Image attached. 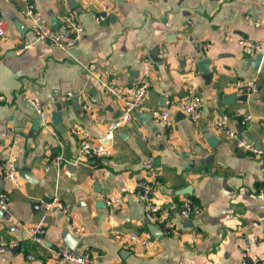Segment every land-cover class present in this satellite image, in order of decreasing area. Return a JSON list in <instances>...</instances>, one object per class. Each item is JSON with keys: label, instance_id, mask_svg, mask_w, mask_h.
Segmentation results:
<instances>
[{"label": "crops", "instance_id": "1", "mask_svg": "<svg viewBox=\"0 0 264 264\" xmlns=\"http://www.w3.org/2000/svg\"><path fill=\"white\" fill-rule=\"evenodd\" d=\"M100 1L32 0L52 27L61 29L66 13L82 24L79 40L60 48L33 42L19 0H0L6 27L0 37V161L15 157L18 177L16 184L0 178L10 196L8 209L0 208V242L15 243L0 252V264H61L62 248L91 251L95 264H243L264 256V58L256 65L255 54H245L237 42L264 36V0H111L108 20L98 24ZM25 41L31 43L22 48ZM191 55L198 58L193 71ZM145 58L151 83L142 110L114 131L109 156L74 162V131L96 144L106 122L120 114V103L103 93L100 81L131 93L145 76ZM238 79H253L257 90L228 87ZM189 83L202 98V111L196 120L174 112L168 130L149 110L163 108L167 98L188 97ZM89 96L95 101L84 109ZM31 100L47 109L48 125L34 123ZM56 100L60 129L51 119ZM237 109L250 115L246 123ZM223 113L261 154L234 149L213 127ZM154 173L157 226L163 231L172 222L170 233L150 230L134 193L126 192L120 206L104 201L120 185L133 190ZM185 196L200 206L190 218L178 211ZM53 198L82 232L75 233L59 209L45 211L39 199ZM39 220L42 243L28 235Z\"/></svg>", "mask_w": 264, "mask_h": 264}, {"label": "built area", "instance_id": "2", "mask_svg": "<svg viewBox=\"0 0 264 264\" xmlns=\"http://www.w3.org/2000/svg\"><path fill=\"white\" fill-rule=\"evenodd\" d=\"M21 8L19 9L20 15L26 20L27 27L33 35V42L49 43L60 48H67L74 45L82 34L84 28L79 22L77 17L72 13H66L62 16L63 26L61 29L48 25L43 19L39 11L34 7L32 0H19ZM111 0H101L98 4L97 11L94 15L95 22L98 24L104 23L108 20L112 9ZM6 34V27L4 22L0 19V37ZM240 49L247 55L261 53V59L264 58V36L254 41H247L243 38H238ZM31 42L25 41L22 48H26ZM144 78L135 86L134 90L127 94L120 86L106 81H100L98 87L103 90V93L113 97L120 103V114L114 119L106 122V129L102 141L94 144L90 138L83 132L74 131L78 135V154L74 158L75 161H82L87 157H102L109 156L112 152V140L114 131L120 126L132 122L136 118L138 111L142 110L148 88L151 83L149 77L150 62L147 58L144 59ZM188 67L191 71L197 69L198 58L191 55L188 59ZM228 87L235 91L253 93L257 90L256 82L253 79H238L228 82ZM188 97L180 99L167 98L163 108H151L149 110L151 116L160 120L165 127L170 130L174 125L173 113L182 112L187 115L191 120H196L200 115L203 107V101L200 95L197 94L193 84L189 83L186 87ZM72 93L68 92L67 96ZM94 98L89 96L83 103V108L88 109V103L94 102ZM35 106L37 115L40 118L42 126L50 123V117L47 109L38 101L31 100ZM237 113L242 115V122L246 123L250 119V115L244 114L237 109ZM213 127L223 132L232 147L241 152H246L254 155L262 153V149L255 146L247 140V138L239 133V131L229 123L228 115L223 113L217 115L212 120ZM264 124V121H263ZM138 129V128H137ZM143 139L147 140L145 135ZM13 146H17V142L13 141ZM15 157L7 158L0 161V178L9 180L16 184L17 182V168L15 167ZM58 162V160H57ZM159 183V175L154 173L151 177L141 180L137 186L130 190L124 185H120L116 192L106 195L104 198L105 204L108 207L120 206L125 201L126 192L134 193L139 196L143 201L144 218L149 226H157L159 221V206L153 196V188ZM261 196V190L258 193ZM42 207L47 210L50 208L59 209L65 213L66 218L71 220V225L75 233L83 231V226L72 219L71 214L66 210L63 203L57 198L52 200L39 199ZM10 204V196L7 191L0 188V208L7 210ZM179 214L182 217L190 218L200 212V206L191 197L185 196L178 205ZM45 213V212H44ZM164 229L159 228L162 233L173 232L175 226L172 222L167 221L164 223ZM42 220H39L30 227L28 235L37 243H42ZM132 239H136L135 233L131 234ZM149 241L142 239V244L148 247ZM10 243L0 242V252L4 251L8 246L14 245ZM247 251V250H246ZM246 251L243 256L246 257ZM61 264H95V258L91 251L79 253L71 248L61 249L58 253ZM251 260V261H250ZM250 260L244 261L243 264H264V256H252Z\"/></svg>", "mask_w": 264, "mask_h": 264}, {"label": "water", "instance_id": "3", "mask_svg": "<svg viewBox=\"0 0 264 264\" xmlns=\"http://www.w3.org/2000/svg\"><path fill=\"white\" fill-rule=\"evenodd\" d=\"M261 60V53H256L255 54V63H256V65H258L259 64V61ZM200 62H201V60L199 61V64H200ZM55 106H56V109L51 113V119H52V123L58 128V129H60L61 128V115H60V111H61V103H60V101L59 100H56V102H55ZM34 123H40V118H39V116H37L36 118H35V120H34ZM39 125V124H38ZM2 179V178H1ZM0 212H2V210L0 209ZM148 227L150 228V230H156V231H158L159 233H161L162 231L159 229V228H157V227H155V225L153 226V225H151V226H149L148 225ZM62 249H64V248H62Z\"/></svg>", "mask_w": 264, "mask_h": 264}]
</instances>
